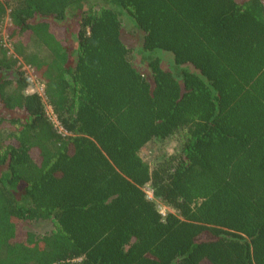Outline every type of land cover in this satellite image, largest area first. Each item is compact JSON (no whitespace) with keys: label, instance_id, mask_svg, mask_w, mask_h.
Listing matches in <instances>:
<instances>
[{"label":"trees","instance_id":"obj_1","mask_svg":"<svg viewBox=\"0 0 264 264\" xmlns=\"http://www.w3.org/2000/svg\"><path fill=\"white\" fill-rule=\"evenodd\" d=\"M7 19L0 264H264L263 0H0Z\"/></svg>","mask_w":264,"mask_h":264},{"label":"rangeland","instance_id":"obj_2","mask_svg":"<svg viewBox=\"0 0 264 264\" xmlns=\"http://www.w3.org/2000/svg\"><path fill=\"white\" fill-rule=\"evenodd\" d=\"M264 1V0H263ZM8 23V19L3 23L2 27L0 28V40L6 44L7 47H10V43L7 40V37L5 35V26ZM125 33L124 37L125 40L133 46H139L141 39H142V33L137 31L135 27L132 26V24L129 21H126L125 26ZM127 44V43H126ZM128 45V44H127ZM165 54H168L172 57L174 61V56L171 52H162ZM136 54V65L141 71H145L147 69L146 63L143 62V59L141 55L138 53ZM190 71H194V68L191 66H186ZM164 69L170 70V68L163 66ZM26 73L30 77L32 81V85L30 86V89L33 88L34 92H38L40 94H43L44 92V84L42 80L40 79V76L33 71L28 66H25ZM29 89V90H30ZM49 115L55 120V115L53 114L52 109L48 106L47 107ZM180 149V140L178 138V135L175 134L172 137H170L168 140L165 141H159V140H153L149 142L146 146H144L140 152L142 158L151 166V168L155 167L156 163H159L162 161L165 157L174 155L178 152ZM145 192L150 198H153V191L150 184H148L144 188ZM158 208L163 213L166 214L168 211H173L172 208H169L162 204L161 202H158ZM26 229L29 231H32L38 235L41 234H47L50 233L54 225L52 221H35L26 224Z\"/></svg>","mask_w":264,"mask_h":264},{"label":"built area","instance_id":"obj_3","mask_svg":"<svg viewBox=\"0 0 264 264\" xmlns=\"http://www.w3.org/2000/svg\"><path fill=\"white\" fill-rule=\"evenodd\" d=\"M30 89V88H29ZM28 89V92L29 93H32V92H34V89L33 88H31L30 90ZM44 93V92H43ZM42 95V94H41Z\"/></svg>","mask_w":264,"mask_h":264}]
</instances>
